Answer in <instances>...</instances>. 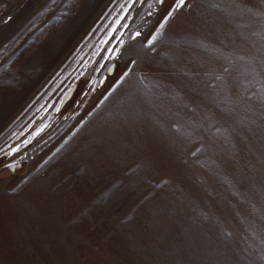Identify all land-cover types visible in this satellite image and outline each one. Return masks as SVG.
Returning <instances> with one entry per match:
<instances>
[{
	"label": "rangeland",
	"instance_id": "374dc122",
	"mask_svg": "<svg viewBox=\"0 0 264 264\" xmlns=\"http://www.w3.org/2000/svg\"><path fill=\"white\" fill-rule=\"evenodd\" d=\"M174 8L0 0V141L121 67L0 176V264H264V0Z\"/></svg>",
	"mask_w": 264,
	"mask_h": 264
},
{
	"label": "bare ground",
	"instance_id": "6f19581e",
	"mask_svg": "<svg viewBox=\"0 0 264 264\" xmlns=\"http://www.w3.org/2000/svg\"><path fill=\"white\" fill-rule=\"evenodd\" d=\"M161 2H163L164 7L169 10H174V7L184 2V0H160V3ZM139 34L140 32L135 35L139 36ZM128 35L129 33L126 32L124 39H126ZM105 50L106 46L102 50V53ZM100 58H102L101 55L98 56L97 60ZM120 69L117 52L114 50L104 66L101 67V70L97 73V77L94 80L95 82L93 81V84L90 82L87 87L84 88L85 85L75 81L58 88L56 91L57 93L51 97L48 104L44 108L38 110L39 112H37L35 118L33 117L34 119H27L23 122L21 127L13 130L11 133L9 132V134L0 141V176H5L6 178V176L13 175V173L22 175V173L32 165L31 161L26 157L31 154L33 155L35 152L30 142L38 135V131L41 130L43 132L47 128L46 120L48 119H38L40 116L44 115L46 111L48 114L50 111H57L58 118L70 117V115L72 117V115L78 112L80 104L84 100L86 102V99H88L87 97H90L94 93L97 86L101 83V80L102 82L105 81V85H107L120 73Z\"/></svg>",
	"mask_w": 264,
	"mask_h": 264
}]
</instances>
